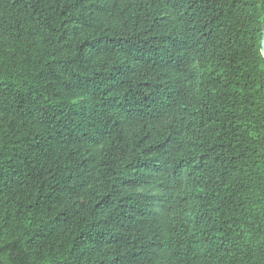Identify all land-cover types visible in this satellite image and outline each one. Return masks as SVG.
Here are the masks:
<instances>
[{
	"label": "trees",
	"instance_id": "obj_1",
	"mask_svg": "<svg viewBox=\"0 0 264 264\" xmlns=\"http://www.w3.org/2000/svg\"><path fill=\"white\" fill-rule=\"evenodd\" d=\"M264 0H0V264H264Z\"/></svg>",
	"mask_w": 264,
	"mask_h": 264
},
{
	"label": "water",
	"instance_id": "obj_2",
	"mask_svg": "<svg viewBox=\"0 0 264 264\" xmlns=\"http://www.w3.org/2000/svg\"><path fill=\"white\" fill-rule=\"evenodd\" d=\"M262 54L264 56V36H263V40H262Z\"/></svg>",
	"mask_w": 264,
	"mask_h": 264
}]
</instances>
